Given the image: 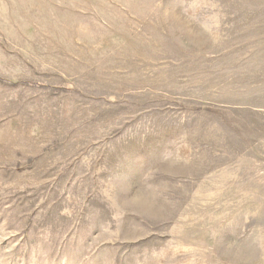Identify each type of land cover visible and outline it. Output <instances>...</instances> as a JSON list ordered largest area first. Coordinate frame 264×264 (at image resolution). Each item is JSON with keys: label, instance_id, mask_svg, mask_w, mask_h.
<instances>
[{"label": "rangeland", "instance_id": "1", "mask_svg": "<svg viewBox=\"0 0 264 264\" xmlns=\"http://www.w3.org/2000/svg\"><path fill=\"white\" fill-rule=\"evenodd\" d=\"M0 264H264V0H0Z\"/></svg>", "mask_w": 264, "mask_h": 264}]
</instances>
